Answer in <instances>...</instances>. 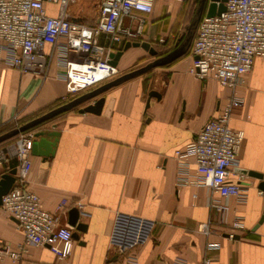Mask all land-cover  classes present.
I'll return each instance as SVG.
<instances>
[{
	"label": "crops",
	"instance_id": "obj_1",
	"mask_svg": "<svg viewBox=\"0 0 264 264\" xmlns=\"http://www.w3.org/2000/svg\"><path fill=\"white\" fill-rule=\"evenodd\" d=\"M182 1L154 0L151 12L137 11L144 18L143 30L133 41L153 45L168 39L174 48L183 36L172 26L178 19L182 24ZM124 23L130 19L125 17ZM100 40L106 44L107 34L102 33ZM189 49L190 45L172 61L109 86L34 129L57 134L48 136L56 137L51 154L31 150L28 186L62 224H68V209L80 202L79 220L86 226L78 230L77 238L72 236L65 257L38 244L30 245L21 259L6 257L2 264H116L127 253L140 264H171L176 258L200 264L204 254L212 258L211 264H264V190L258 187L264 179V58L256 57L246 73L238 89L244 100L230 118V125L244 132L237 173L231 176L232 180L241 177L244 199L238 201L206 186L178 182L174 150L196 135L229 94L215 79L188 71ZM165 53L151 55L141 45H130L115 64L116 74L72 95H66L64 80L55 76L54 66L46 75L7 66L0 76V134ZM151 89L159 95L148 99ZM100 95L104 101L99 113L79 110ZM7 145L0 142V155ZM15 165V157L9 155L0 172ZM243 169L258 171L262 178ZM192 172L190 162L181 175ZM62 200L65 203L60 205ZM224 203L228 221L234 215L244 221V228L233 237L227 235L228 223L221 221ZM207 220L214 228L209 234L199 230ZM70 226L73 232L75 227ZM0 238L13 247L23 240L14 217L1 206ZM207 242L217 246L206 250Z\"/></svg>",
	"mask_w": 264,
	"mask_h": 264
},
{
	"label": "built area",
	"instance_id": "obj_2",
	"mask_svg": "<svg viewBox=\"0 0 264 264\" xmlns=\"http://www.w3.org/2000/svg\"><path fill=\"white\" fill-rule=\"evenodd\" d=\"M91 1L96 7L92 20L74 8L79 0H0V76L7 66L43 75L54 66L55 76L64 80L66 95H72L116 74L118 68L110 55L116 50L114 45L141 35L144 18L137 11L151 12L154 0ZM223 3L224 9L219 13L200 17L190 44L188 71L204 79H215L229 89V94L196 135L174 150V156L179 183L206 186L223 197L235 196L240 201L244 199L243 186L231 176L237 173L244 132L233 128L230 118L234 107L244 100L238 89L244 84L246 73L256 57L264 58V0ZM125 17L130 23H124ZM102 33L107 34L106 44L100 40ZM33 139L34 130L20 131L0 155V164L9 155L16 159L15 179L2 195L0 206L14 217L15 227L23 234V240L14 247L0 238V264L6 257L18 260L26 256L30 245L45 244L61 258L71 250V226L62 224L57 213L44 208L38 193L28 186ZM190 162L194 163V172L181 175ZM237 179L241 177L238 175ZM64 203L62 200L60 205ZM81 206L77 202L78 209ZM227 209L224 203L221 221L228 223L227 235L233 237L244 228V221L240 215L228 221ZM81 214L87 213L81 210ZM213 229L209 220L199 225L205 234ZM216 246L207 242L205 249ZM211 261L204 254L200 264ZM116 264L140 263L127 253ZM171 264L186 262L176 258Z\"/></svg>",
	"mask_w": 264,
	"mask_h": 264
},
{
	"label": "water",
	"instance_id": "obj_3",
	"mask_svg": "<svg viewBox=\"0 0 264 264\" xmlns=\"http://www.w3.org/2000/svg\"><path fill=\"white\" fill-rule=\"evenodd\" d=\"M205 1L206 0H198L197 4H196V8L194 10V13L191 17V19L189 20L188 23L185 24V31L183 33V36L181 38H179V42L177 43V45L172 48L171 50H169L168 52H166L165 54L162 55H158L157 57H155L152 61L147 62L145 65H142L140 67H137L135 69H132L130 71H127L121 75H118L117 77L95 87L94 89L83 93L77 97H74L72 99H70L69 101L54 107L52 109H50L49 111H46L45 113L30 119L29 121L20 124L2 134H0V140L11 136V135H16L18 132L20 131H25L28 127L48 118L51 117L61 111H65L67 109H70L76 105H78L79 103L83 102L86 99H89L97 94H99L100 92H102L103 90H105L106 88H108L109 86H112L114 84H117L129 77H132L134 75H137L139 73H142L152 67H155L157 65H162V64H166L170 61H172L173 59H175L176 57L186 53V51L188 50V47L191 43L192 37L194 35L197 23L201 17L202 11L204 9V5H205ZM224 0H208L207 2V6H206V11L205 14L206 15H213L215 13H219L220 11H222L224 9ZM130 45H141L142 47H144L145 49H147L149 51V53L151 55H156L157 49L150 44L149 41L147 40H142V41H131V40H122L119 42L116 51L112 52L110 55L112 56L111 62L113 64H116L120 54L122 53L123 49H126L127 47H129ZM152 95H156L158 96L159 93L154 90L151 89L148 91V99L152 96ZM103 101H104V96L100 95L99 97H97V99H95L92 103H87L85 105H83L82 107H79L80 111H91V112H95V113H99L101 110V107L103 105ZM57 132L55 130L52 131H44V130H35L34 131V139H33V143H32V152L33 153H42L44 155H48L51 154L53 152V147L55 145L56 142V137H54L53 139L48 138V136L51 135H56ZM39 146H42L43 149L41 150L39 148ZM15 172H16V168L12 167L6 171H1L0 172V204L2 201V195L5 194L9 188L11 187L14 179H15ZM243 172H246L250 175H253L255 177L258 178H262V174L258 171L255 170H245L243 169ZM237 182L240 183V179H237ZM241 184V183H240ZM258 187L260 189L264 190V179H261ZM67 223L74 226L75 230L72 232V236L74 238L78 237V230H82L85 228L86 223L79 220V210L77 207L72 206L68 209L67 211Z\"/></svg>",
	"mask_w": 264,
	"mask_h": 264
},
{
	"label": "rangeland",
	"instance_id": "obj_4",
	"mask_svg": "<svg viewBox=\"0 0 264 264\" xmlns=\"http://www.w3.org/2000/svg\"><path fill=\"white\" fill-rule=\"evenodd\" d=\"M198 0H184L181 2L180 4V8H179V12L182 16V24L179 26V19L175 20V23H173V30L176 31L178 34H182L185 31V24L189 22V20L191 19L194 10L196 8V4H197ZM206 2H208V0H206ZM75 9H79L85 16L86 19L92 20L94 18V16L96 15V7L94 6L93 2L91 0H79V2L77 3V5L74 6ZM175 32V33H176ZM174 42L173 40H168L165 39L162 44H158V43H153L154 46H156L157 48H159L161 50V52L165 51L166 49H170L174 46ZM14 137L11 138L10 140L7 139L5 141L8 142H4L1 143V145H7L9 143V141H13Z\"/></svg>",
	"mask_w": 264,
	"mask_h": 264
},
{
	"label": "trees",
	"instance_id": "obj_5",
	"mask_svg": "<svg viewBox=\"0 0 264 264\" xmlns=\"http://www.w3.org/2000/svg\"><path fill=\"white\" fill-rule=\"evenodd\" d=\"M206 6H207V2L205 1V5H204V9H203V11H202V14H201V16L203 15V14H205V11H206ZM138 40V39H137ZM154 46V45H153ZM156 49H157V52L158 53H163V52H167V51H169L170 49H166L165 51H163V52H161V50L159 49V48H157L156 46H154ZM67 101H69V100H67ZM66 101V102H67ZM63 103H65V102H63ZM63 103H61V104H63ZM61 104H59V105H61ZM59 105H57V106H59ZM57 106H55V107H57ZM75 107V106H74ZM54 108V107H53ZM52 109V108H51ZM50 110V109H49ZM49 110H47V111H49ZM61 112H63V111H61ZM61 112H59V113H61ZM45 113V112H44ZM59 113H57V114H59ZM43 114V113H42ZM57 114H55V115H57ZM41 115V114H40ZM55 115H53V116H51V117H48V118H46V119H44V120H42V121H40V122H38V123H36V124H34V125H32V126H30V127H28L26 130H34V129H36L38 126H40L41 124H43V123H45V122H47V121H49V120H51ZM39 116V115H38ZM37 117V116H36ZM35 118V117H34ZM33 119V118H32ZM29 121V120H28ZM27 122V121H26ZM25 123V122H24ZM23 124V123H22ZM25 130V131H26ZM13 137H15V135H11V136H8V137H6V138H4V139H2V140H0V142L1 143H4V142H8V141H5V140H7V139H11V138H13Z\"/></svg>",
	"mask_w": 264,
	"mask_h": 264
}]
</instances>
